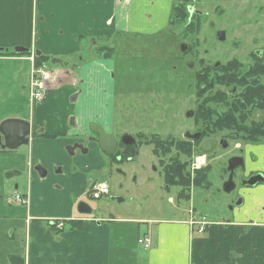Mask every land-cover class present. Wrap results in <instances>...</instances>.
Returning <instances> with one entry per match:
<instances>
[{
	"label": "crops",
	"instance_id": "obj_1",
	"mask_svg": "<svg viewBox=\"0 0 264 264\" xmlns=\"http://www.w3.org/2000/svg\"><path fill=\"white\" fill-rule=\"evenodd\" d=\"M124 2L129 14L122 30V0H0V264L136 261L114 229L119 221L134 219L115 220L92 207L89 213L79 208L88 204L86 195L92 198L91 173L106 166V155L97 146H91L89 155L68 149L83 143L79 138L92 120L113 133L115 98L108 82L113 59L96 52L101 40L122 31L139 34L130 31L138 30L131 25L133 0ZM17 47L28 51L16 52ZM32 53L47 56L45 63L63 73L61 83L53 84L40 101L31 96ZM7 120L28 121L27 143L5 146L1 126ZM24 175L28 182L21 190L18 180ZM16 193L25 195L26 202H18ZM263 205L258 202V209ZM257 213L264 223V211ZM232 221L210 223L206 237L181 219H162L154 230H137V239L146 234L152 238L144 264H264V227L250 233L244 221ZM126 253L131 257L124 262Z\"/></svg>",
	"mask_w": 264,
	"mask_h": 264
},
{
	"label": "rangeland",
	"instance_id": "obj_2",
	"mask_svg": "<svg viewBox=\"0 0 264 264\" xmlns=\"http://www.w3.org/2000/svg\"><path fill=\"white\" fill-rule=\"evenodd\" d=\"M126 7L127 4L122 0V30L128 27L127 14L129 12L128 7ZM170 10L171 0H133L130 15L134 23L131 25H133L132 29L138 30L130 31L141 34L122 31L114 38L101 40L103 43L99 45V53L96 52L105 60L113 59L108 82L113 83L112 92L113 98H115L116 110L113 120L115 121L113 133L119 138L123 133L133 131L135 125L139 123V127L142 126L155 133L161 131L163 135H167L168 132L165 131L170 127L167 124H176L180 114L178 99L171 96L173 94L169 92L170 89L172 90L175 85L186 86L189 83H194L193 72L183 70V60L179 58L181 54L177 44L181 32L179 24L176 23L172 27H167ZM51 65L53 64L51 63ZM174 65L177 66L178 70H174ZM53 70L55 71V78L50 83L49 89L53 84L61 83L60 80L63 78L62 71H59L58 68H53ZM179 73L184 74V80H179ZM70 80L76 82L77 77L72 75ZM166 91L168 93L166 95L171 96V98L164 100V102L169 101L165 109L167 110L165 111L166 114H164L167 117L160 115L159 122L163 127L159 131L154 126L155 122L152 121L153 115L151 113H153L154 107L163 102V98H160L159 94H165ZM152 99L156 100L154 104H151ZM220 110L221 116H230L227 115L229 109L221 108ZM232 117L241 124L242 128H250L252 125L248 120H242L246 117L241 114L240 109L235 110ZM163 118L169 121L165 122ZM157 125L159 126V124ZM230 125L229 123L217 125L221 131L219 136L227 137L229 134L235 133L238 139L229 141V149L221 148L218 152L210 154L208 156L209 165L206 164L203 167L205 174L199 172L197 184L190 185L189 188L164 187L161 176L164 170L163 166L159 159L152 155L150 148L147 151L143 148L134 159L124 162L115 161L111 163L110 158L106 156V166L91 173V177L95 181L97 179V181L108 183L110 193L102 199H93L86 195L85 199L89 206L96 209V213H100L106 218L113 217L115 220L120 218L134 219L131 222L128 220L119 221L122 223L114 228L120 231L122 239L126 242V250L135 256L136 261L133 264L146 263L148 250L138 243L140 236L137 239V230L144 233L148 226L154 230L157 223L162 219L185 220L193 233L202 237L208 236L207 227L202 234L198 233L197 225H191V221L196 216L205 218L209 223L233 220L232 222H238L239 225L244 221L245 229L250 233L253 229L264 227V223L258 220L263 216L257 215L259 210L264 211V205L258 209V202L264 203V184L252 188V190L248 189L240 179L242 169H238L233 178L235 188L231 191L225 189V184L231 176L228 170L229 160L234 154L241 153L235 145L243 147L246 153L253 154L252 149H256L255 151H258L256 154L261 155L264 154V136L259 137L256 142L250 141L245 131L237 127L238 124L237 126ZM179 131L177 130V132ZM89 134L88 128L87 132H84L79 139L85 142ZM194 156L188 164V170L192 173ZM179 157L183 160L186 158L182 154H179ZM246 162L247 165H251L249 158H246ZM22 177L18 180L21 190L23 189L22 186L28 182V177L25 175ZM182 190L186 191L187 196L180 195ZM232 204H237L235 207L237 209L233 215L230 210ZM235 213L238 216H235ZM139 219H144L146 222H140ZM134 224L138 227H135ZM129 253H126L127 258L124 262L130 260L131 254ZM237 255L239 258V254Z\"/></svg>",
	"mask_w": 264,
	"mask_h": 264
},
{
	"label": "flooded vegetation",
	"instance_id": "obj_3",
	"mask_svg": "<svg viewBox=\"0 0 264 264\" xmlns=\"http://www.w3.org/2000/svg\"><path fill=\"white\" fill-rule=\"evenodd\" d=\"M176 23L181 29L177 44L181 52L179 58L183 60L182 68L193 72L195 79L193 84L175 85L169 91L173 94L172 97L178 99L180 114L176 124H167L170 126L165 131L168 134L161 133L163 126L159 122L160 115L167 117L164 114L169 101L164 100H170L171 96H167L166 91L165 94H159L163 102L154 107L151 113L154 126L160 129V133L139 127V123L133 131L125 132L119 138L101 123L92 120L115 137L117 146L114 153L109 155L100 149L96 142L98 134L91 131L90 126V134L84 143L75 142L69 145L70 153L80 150L89 155L92 153L91 146H97L112 163L132 160L140 150L144 148L147 151L150 148L152 155L163 166L161 176L164 187L170 188L176 186L167 183L165 166L170 163V157L179 154L187 156V152H190L192 158L198 151L193 159L199 154L205 155V163L196 169L192 165V186L197 184V174L206 164L209 165L208 156L221 148L229 149V141L238 139L235 133L227 137L219 136L221 131L218 124L232 123L231 114L239 109L246 117L242 120H248L250 124H264V0H171L167 27ZM173 67L178 70L177 66ZM178 78L184 80V74L179 73ZM155 101L152 99L151 104ZM221 108L229 109L227 115L231 116H221ZM148 109L151 112L150 107ZM163 120L169 121L165 118ZM181 123L183 124L180 125ZM208 140H215V147L211 153H204L201 146ZM236 145L241 153L232 157L242 159L235 168H230V163L228 164L231 190L235 188L233 178L238 169H242L240 179L248 188L264 184L261 181L264 178L261 167L264 165V155L261 158L255 152L246 153L243 147ZM246 158H249L254 168L247 165ZM81 207L84 208L82 205L79 208ZM235 207L237 204L230 207L232 213L237 209Z\"/></svg>",
	"mask_w": 264,
	"mask_h": 264
},
{
	"label": "water",
	"instance_id": "obj_4",
	"mask_svg": "<svg viewBox=\"0 0 264 264\" xmlns=\"http://www.w3.org/2000/svg\"><path fill=\"white\" fill-rule=\"evenodd\" d=\"M15 51L25 52V51H28V49L23 48V47H17ZM89 126H90L91 131L98 134V137L96 138V142L98 143V146L100 147V149L109 155L113 154L117 146V141L115 137L112 136L110 133L106 132L105 130H103L99 126V124L96 122H91ZM1 129H2L3 135L5 136V146H7L8 148L14 149L28 142V135L30 133V126H29L28 121L7 120L2 124ZM0 139H1V136H0ZM126 144L128 143L126 142ZM214 147H215V140H208L202 144L201 151L204 153H211ZM241 159H242L241 157H232L229 162L230 168H235L239 166ZM37 169L39 170L42 176H45L46 170L44 168L39 166L37 167ZM261 181H264V178L261 179ZM226 184L227 185L225 186V189L227 191H230L232 189V187L230 186L231 185L230 181H228ZM238 203L240 204L241 202H238ZM81 205L84 206V208L81 207L80 211L86 212V213L91 212V207L88 204L82 202L80 206Z\"/></svg>",
	"mask_w": 264,
	"mask_h": 264
},
{
	"label": "built area",
	"instance_id": "obj_5",
	"mask_svg": "<svg viewBox=\"0 0 264 264\" xmlns=\"http://www.w3.org/2000/svg\"><path fill=\"white\" fill-rule=\"evenodd\" d=\"M31 59H35L34 53L31 55ZM55 78V71L46 63L34 66L33 76L31 82V96L33 100L40 101L49 90L50 83ZM205 163V155H198L194 159L193 168H199ZM89 193L93 199H101L109 193V185L104 181H97L91 184ZM16 200L21 203H25L27 197L21 194H16ZM198 218V219H197ZM208 221L205 218L197 217L191 221V225H197L198 233H203ZM138 243L145 249H150L152 246V238L149 235L140 236Z\"/></svg>",
	"mask_w": 264,
	"mask_h": 264
},
{
	"label": "trees",
	"instance_id": "obj_6",
	"mask_svg": "<svg viewBox=\"0 0 264 264\" xmlns=\"http://www.w3.org/2000/svg\"><path fill=\"white\" fill-rule=\"evenodd\" d=\"M50 60L47 56H39L37 55L35 58V65H41L42 63H45L46 61ZM231 116V115H230ZM233 116V113H232ZM231 125H236L238 124V128L242 131H245V133L249 136L250 141H258L259 137L262 135L264 136V124H252L250 128L248 127H243L239 122L234 118ZM222 124V123H220ZM218 124V125H220ZM230 125V126H231ZM234 127V126H233ZM191 153L187 152L186 158L183 160L179 156L172 157L171 161L168 165L165 166V170L167 171V183L170 185H176L182 188H189L190 185L192 184V179H191V173L188 170V164L191 158ZM205 170H202L201 172L205 174ZM197 180V179H196ZM198 182V180H197ZM184 190V189H183ZM180 193V195L187 196L186 191H183ZM189 196V195H188Z\"/></svg>",
	"mask_w": 264,
	"mask_h": 264
},
{
	"label": "bare ground",
	"instance_id": "obj_7",
	"mask_svg": "<svg viewBox=\"0 0 264 264\" xmlns=\"http://www.w3.org/2000/svg\"><path fill=\"white\" fill-rule=\"evenodd\" d=\"M257 185V184H256Z\"/></svg>",
	"mask_w": 264,
	"mask_h": 264
}]
</instances>
